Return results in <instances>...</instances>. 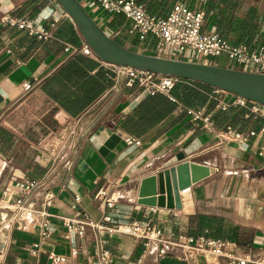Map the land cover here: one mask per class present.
<instances>
[{
  "label": "crops",
  "instance_id": "1",
  "mask_svg": "<svg viewBox=\"0 0 264 264\" xmlns=\"http://www.w3.org/2000/svg\"><path fill=\"white\" fill-rule=\"evenodd\" d=\"M77 1L121 46L153 55L139 50L141 39L131 35L132 22L124 15L107 13L99 5L90 7L93 0ZM172 1L173 7L181 3L202 11L203 31L219 34L214 9L228 0ZM241 3L240 14L253 11L264 24V0ZM7 15L30 19L46 30L56 22L57 28L43 42L0 22V192L18 181L42 179L58 158L47 186L56 194L55 206L49 210L52 215L73 216L74 197L79 195L78 210L88 212L95 221L111 214L120 222H150L168 235H188L191 218L198 217L204 223L198 235L236 243L245 251L257 253L264 247V157L259 156L264 138H254L248 150H240L207 131L202 120L194 121L193 113L210 116L221 135L231 126L240 133L260 129L262 118L251 114L249 107L235 106V96L223 91L217 94L214 88L193 81L175 85L185 86L193 95L189 108L172 97L173 90L169 95L151 96L137 86L128 87L123 79L110 76L97 56L81 52L85 41L54 0H0V19ZM153 40L147 37L144 42ZM27 82L32 85L28 91L23 87ZM178 93L186 95L181 89ZM219 103L230 106L222 110ZM20 109L36 120L33 125L38 134H31L32 140L8 122L11 112ZM220 113L223 119L215 122ZM128 138L140 145L129 146ZM185 162L214 172L180 193L181 210L138 203L145 178ZM43 192L34 194L33 211L22 216L23 229L11 224L9 210L0 209L3 264H51L49 254L68 257L66 264H98L92 232L78 242L76 256L71 255L75 246L65 239L59 218L50 219L54 233L41 237ZM18 197L13 189L10 201ZM109 200L114 201L113 208L107 207ZM35 244L41 249L36 256L32 254ZM107 248L115 264H136L143 250L137 240L124 235L113 236ZM211 262L199 256L189 262L160 260L152 249L143 264Z\"/></svg>",
  "mask_w": 264,
  "mask_h": 264
},
{
  "label": "built area",
  "instance_id": "2",
  "mask_svg": "<svg viewBox=\"0 0 264 264\" xmlns=\"http://www.w3.org/2000/svg\"><path fill=\"white\" fill-rule=\"evenodd\" d=\"M99 5L107 13L124 15L132 22L131 35H138L142 41L152 37L161 43V50L169 52L171 59L183 56L191 50L192 54H198L203 59L228 58L232 62V68L245 72L264 74V47L251 49L246 45L234 44L219 34H211L203 31L205 14L202 11L194 10L184 4L174 5L171 12L163 18L152 16L144 5L138 4L137 0H93L90 7ZM3 26L10 29H17L25 32L30 37L39 41H48L53 36L57 25L54 22L50 30L37 27L34 22L27 18H15L3 16L0 19ZM68 50V49H67ZM81 52L88 56H95L93 51L84 42ZM181 60V59H178ZM104 66L111 73L110 76L123 79L128 87L137 86L150 95H169L180 79L157 75L150 71L138 70L130 67H121L104 63ZM26 91L31 90L32 85H23ZM221 90L215 89V93ZM235 106L249 107L251 114L264 120V106L236 97ZM230 105L219 103V108L227 110ZM194 121L202 120L207 131L217 134L226 143H235L238 149L246 151L252 139L264 138V126L259 130H250L247 133H240L232 127H227L224 135L216 133L215 126L210 116H203L202 112L193 113ZM226 136V137H225ZM126 143L140 145V142L128 138ZM259 156L264 157V147L259 151ZM58 158L52 162L49 172L39 180H24L15 182L9 189L0 192V209H7L11 212V224L17 229H23L25 225L21 220L22 216L29 210L33 211L32 200L34 194L43 190L44 211L41 212L43 221L40 224L42 229L41 237L48 238L55 229L50 226L51 218H59L64 227L65 239L75 247L71 255L76 256L80 250L78 242L87 238L92 232L95 237V248L93 256L98 264H115L114 255L107 248L109 240L115 235L129 236L142 245V254L136 264H143L145 258L152 249L156 250L157 258L160 260H177L189 262L193 257L199 256L211 264H264V247L259 252L243 250L236 243L215 239L207 236H190L187 234L168 235L164 230L150 222H120L115 220L111 214L105 215L102 221H95L86 211L78 210L82 198L75 195L72 210L73 216L59 217L52 215L49 210L55 206L56 194L47 186L56 171ZM19 193L16 201H10L12 190ZM108 208L114 207V201L107 202ZM41 251L40 245L35 244L32 250L33 255ZM5 253L0 251V264L4 263ZM51 264H66L68 257L49 254Z\"/></svg>",
  "mask_w": 264,
  "mask_h": 264
},
{
  "label": "water",
  "instance_id": "3",
  "mask_svg": "<svg viewBox=\"0 0 264 264\" xmlns=\"http://www.w3.org/2000/svg\"><path fill=\"white\" fill-rule=\"evenodd\" d=\"M69 16L87 46L104 63L193 81L264 106V74L205 63L147 55L129 50L103 31L77 0H54ZM214 170L185 162L145 178L138 203L149 208L181 210V192L209 178Z\"/></svg>",
  "mask_w": 264,
  "mask_h": 264
},
{
  "label": "trees",
  "instance_id": "4",
  "mask_svg": "<svg viewBox=\"0 0 264 264\" xmlns=\"http://www.w3.org/2000/svg\"><path fill=\"white\" fill-rule=\"evenodd\" d=\"M137 3L144 5L150 15L157 16L159 18L166 17L173 9L172 0H137ZM241 5V0H228L225 4H223L216 10L214 9L215 23L219 25V34L223 38L234 41L237 44H246L248 45V47L254 50L259 47H264L263 22L261 20H258L259 18L257 17V14H255L253 11L247 12L246 14H244V16L243 14H240L242 10ZM217 66L229 68L221 64H218ZM174 87L175 88L172 89V97L183 103L188 108L192 107L191 100L193 95L188 92V89L182 85H177ZM179 89H181L182 92L186 93L184 97H181L179 95ZM158 94H154L151 96H156ZM223 117V114H218L215 122L223 119ZM253 130L259 129L256 128ZM197 219L199 220V222ZM201 223L202 221L198 217H195L194 219L191 218L190 231L188 235L194 237H208L207 234L198 235L201 233V229L199 227L201 226ZM203 224L204 223H202V225Z\"/></svg>",
  "mask_w": 264,
  "mask_h": 264
},
{
  "label": "rangeland",
  "instance_id": "5",
  "mask_svg": "<svg viewBox=\"0 0 264 264\" xmlns=\"http://www.w3.org/2000/svg\"><path fill=\"white\" fill-rule=\"evenodd\" d=\"M140 47L139 50L141 52H146V53H152L154 56H159V57H165L169 55V52L167 49H165L166 52L161 50V43L158 40H153V43H145L144 41L140 40ZM176 59H186L191 62H196L197 60L202 61L205 64L210 63V65H215L217 66L218 64L227 66L229 68H232V62L228 60V58L222 56L220 58H209L208 60L203 59L200 55L198 54H192L191 50H188L183 56H177ZM198 62V61H197ZM36 120L34 119V116L31 114L25 113L24 111L20 110H13L10 114V119H8L9 124H11L14 128H16L17 131H22L24 136H26L27 140H32L31 134H38L36 131H34L36 128L33 123ZM38 132V131H37Z\"/></svg>",
  "mask_w": 264,
  "mask_h": 264
}]
</instances>
